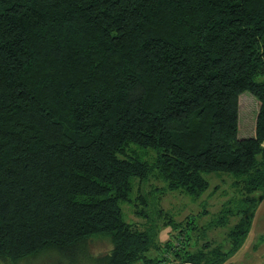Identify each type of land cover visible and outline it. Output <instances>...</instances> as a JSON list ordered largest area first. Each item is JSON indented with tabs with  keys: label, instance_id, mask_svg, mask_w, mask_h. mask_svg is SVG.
<instances>
[{
	"label": "trees",
	"instance_id": "obj_1",
	"mask_svg": "<svg viewBox=\"0 0 264 264\" xmlns=\"http://www.w3.org/2000/svg\"><path fill=\"white\" fill-rule=\"evenodd\" d=\"M244 92L257 110L240 137ZM211 173L242 196L209 226L238 222L228 251L192 253V222L140 188L197 199ZM260 200L264 0H0V264H222Z\"/></svg>",
	"mask_w": 264,
	"mask_h": 264
},
{
	"label": "rangeland",
	"instance_id": "obj_2",
	"mask_svg": "<svg viewBox=\"0 0 264 264\" xmlns=\"http://www.w3.org/2000/svg\"><path fill=\"white\" fill-rule=\"evenodd\" d=\"M238 106L239 125L241 128L238 136H250L254 131L253 126L257 110L255 99L247 92H244L238 98ZM203 176H205V179L209 184V189L197 199H191L189 196L179 192H168L166 193L167 195L161 194L163 193L161 192V183L153 179L143 185L140 190L142 191V194L148 193L147 195L149 198L152 195L155 200H158L159 206L163 209V211L171 214L174 221L180 223L182 222L183 225H186L185 221L192 222L190 227H184V234L190 239L189 246L187 247L190 252L194 253L196 250L205 245V242L210 244V249L216 247V245H220L222 251L226 252L230 247L227 239V232L238 222V218L230 216L227 218V223L225 225L217 226L216 228L209 225L213 222V220H215V217L220 214L227 204H229V208L237 207L234 203H237V200L241 198V190L240 187L236 188L233 186L232 183L234 179L229 174L211 173ZM158 190L161 193H159ZM252 196L260 197V192L254 193ZM125 212L127 213L126 217L129 221L140 222L136 215L130 213V209L128 207L125 208ZM165 230L158 233L159 235L157 239L160 243L167 240L169 236L171 238V235L175 233L174 230H171V232L167 235ZM246 241L247 239L244 242ZM88 249L89 255L93 258H97L109 252L111 245L107 238H96L91 241ZM238 252L239 251L228 254V259L222 264H239V260L237 259ZM151 253L150 254L153 256L154 252ZM252 256L251 259H253ZM251 259L245 257L242 264H249ZM42 261H46L45 258L30 262H33V264H42ZM253 261L250 264H253ZM86 264L96 263L92 260ZM136 264L143 263L137 262ZM166 264H179V261H172V263L166 262ZM256 264H260V262H257Z\"/></svg>",
	"mask_w": 264,
	"mask_h": 264
},
{
	"label": "crops",
	"instance_id": "obj_3",
	"mask_svg": "<svg viewBox=\"0 0 264 264\" xmlns=\"http://www.w3.org/2000/svg\"><path fill=\"white\" fill-rule=\"evenodd\" d=\"M253 213L249 234L246 237L245 245L239 249L237 259L239 264L244 262L245 257L251 259L253 264L260 262L264 264V200H260ZM249 263V264H250Z\"/></svg>",
	"mask_w": 264,
	"mask_h": 264
}]
</instances>
